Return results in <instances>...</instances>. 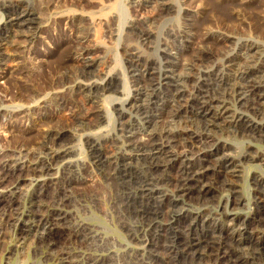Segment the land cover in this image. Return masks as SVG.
Masks as SVG:
<instances>
[{
	"label": "bare ground",
	"instance_id": "1",
	"mask_svg": "<svg viewBox=\"0 0 264 264\" xmlns=\"http://www.w3.org/2000/svg\"><path fill=\"white\" fill-rule=\"evenodd\" d=\"M39 1L43 6L41 10L38 9L40 12L35 8V5L31 4L32 1L29 3L25 0H9L8 5H5L10 24L16 27L15 31L18 29V32H15L17 35L13 34L18 36V39L24 37V39L33 40L40 37L43 20H45L43 12H46L51 4L55 3L56 6H59V3L63 5L74 2V0ZM158 1L155 4L160 2ZM239 3L242 5L241 7L238 4L239 7L243 8L245 1L240 0ZM223 5L225 4L223 3ZM231 5L233 6V3ZM214 6L211 8H215V11L217 9L216 5ZM159 8L163 13L173 9L164 3ZM228 9L229 12L230 9ZM214 11L213 13H215ZM225 13L227 12L225 11ZM203 17L205 18V16ZM223 17H227V15L221 18ZM205 26L207 27V25ZM143 28L138 30V34L140 39L149 43L152 41H149L152 36ZM74 29L76 35L73 36L75 39L72 38L73 47L70 46L71 50L81 51L84 49V53L87 52L90 49L88 48L89 44L86 47L82 46V44L85 46L86 40H89L85 37L84 33L86 32L79 27ZM194 29L192 23L188 24V27H185L181 32L171 33L176 43L161 42L163 64L143 59L141 55H127L137 95L131 109L141 116L142 123H135L134 120H122L120 130L134 154L103 155L98 152L97 146L91 143L93 163L100 168L106 181L117 184V190L120 191L121 196L119 200L123 214L121 217L124 219L122 227L132 239L147 237L148 243L150 242V248L147 249H149L153 264H185L188 261H191L192 264H264V177L255 174L250 178L254 213L252 215L230 213L231 209L246 208L245 200L241 196L239 188L237 190L236 187V182L242 176L245 163L254 160L263 161L264 158L249 150L237 151L228 142L230 138L240 136L248 138L262 134L264 124L260 120L264 117L263 50L253 41L252 43L246 41L243 44L245 52L228 51L226 48L225 51L216 48L221 50L217 51L211 48L210 43L212 42H209L208 37L203 38L199 45H195L196 47H191V39L195 35ZM13 38L16 39V37ZM10 40L13 43L12 39ZM10 40L0 33V45ZM62 45L64 44L62 43ZM70 48L66 50H70ZM174 50L176 53L172 52ZM77 54L81 56L83 52ZM86 57L81 60L84 66L78 65V67L82 69L80 73L83 76L91 78V71L88 68L92 66V63ZM181 59L183 64L179 66ZM58 60L62 62V58ZM47 64H49V60ZM66 64L69 65V63ZM72 64L75 67L74 62ZM65 65L62 67L65 70L59 72L58 76L55 74L57 79L54 82L61 86L71 83L73 78L74 71L71 70L73 66L70 69ZM142 67L144 68L143 72ZM43 69L45 70V67ZM29 74L28 76L31 75ZM10 76L8 73L2 72L0 79H3L4 83H8L7 80ZM80 76L78 75V77ZM56 84L55 87L58 85ZM89 84L91 85L90 82ZM108 84L111 85V83ZM108 86L103 85L102 88L109 89ZM86 87L88 88V86ZM113 88L115 89V87ZM28 96L26 98H31ZM37 99L39 100V98ZM1 104H3L2 98H0ZM9 116L14 117L12 114ZM139 131L146 134L145 140L137 137ZM47 139L46 145H50L51 151L47 154L41 150L43 155L47 154V161L33 167L25 165L23 159L13 158V154L8 150L0 151V183L19 185L21 178L27 173L37 177L44 176L50 168L52 169L53 163L65 159L71 153L59 148L67 141L65 135L60 132L53 133ZM56 147L58 150L53 149ZM31 158L33 157L28 158L30 162ZM63 169L61 181L55 183L53 188L40 186L41 188L34 195L32 194L33 207L28 213L17 212L20 203L19 199L15 197L16 195L0 197V209L3 210V213L2 210L0 213L3 214L8 225L13 222L12 224L20 237L26 238L32 234L38 246L47 247L56 264H108L107 261L91 254L82 256V259L77 254V250H91L92 247L89 244V240L93 237L91 228L72 220L62 212L50 210V207L66 206L71 202V195L79 192L81 187L82 182L78 178L80 172L71 166ZM50 188L54 192L48 194L47 191ZM216 190L222 193L227 192L228 197L223 202L221 200L216 202L217 195L213 196ZM181 200L201 205L210 203L217 205L219 209L216 213H211L209 208L191 212L181 205ZM129 217H133L139 222L133 224L126 222L125 219ZM141 255L144 254L135 253L132 256Z\"/></svg>",
	"mask_w": 264,
	"mask_h": 264
},
{
	"label": "rangeland",
	"instance_id": "2",
	"mask_svg": "<svg viewBox=\"0 0 264 264\" xmlns=\"http://www.w3.org/2000/svg\"><path fill=\"white\" fill-rule=\"evenodd\" d=\"M8 1L0 0V7H2L0 8V33L3 37L5 35V38L12 39L13 42L11 43L10 40L3 42L2 46L0 45V74L6 72L8 76L11 75L10 78L8 77V83H4L5 81L0 79V98H2L3 102L0 105V151L8 150L13 154V158L23 159L22 161L29 167H33L36 164L40 165L41 162L47 161V154L51 151L50 145H46L47 138L52 136L53 133L60 132L65 135L67 141L59 148L68 150L71 153L65 159L58 161L59 163H53L54 165L52 164L50 172L48 171L44 176L37 177L29 173L27 175L24 174L25 177L21 178L20 186L14 183H8L5 186L0 183V197L16 195L15 197L19 199L20 203L17 212L26 214L33 207V200L31 199L34 193L41 188L40 186L53 188L55 183L61 181L63 168L71 166L74 170L80 172L78 176L82 182L80 190L77 193H73L75 195H71V202L66 206L50 207V210L62 212L72 220L93 230V237L89 240V244L92 247L91 250H77V254L81 256V259L82 256L91 254L98 258L100 257L99 259L105 260V262L107 261L108 264H153L150 259L149 249H147L150 248V242L148 243L147 237H135L132 239L122 227V220L124 219L121 217L123 214L119 206L120 191L117 190L116 183L113 182L114 184H112V182L106 181L100 168L93 163L94 160L90 148V144L93 143L97 146L98 152L103 155L116 153V155L134 154V151L131 152L128 141L120 130L122 120H134L133 122L135 123H142L141 116L131 109V105L136 100L137 95L134 89V82H132L133 78L131 69H129L127 55L137 54L141 55L143 59L163 64L164 61L161 57L163 55L161 53L163 45L161 42L176 43L172 34L181 32L191 23L195 28L193 31L195 35L190 43L191 47H196L203 38L208 37L209 42H212L210 45L213 50L218 48L225 51L226 48L228 51L245 52L243 44L246 41L250 43L253 41L259 47L261 46L264 54V0H243L246 4L243 5V8H241L242 5L239 3L240 0H232L234 8L231 5V0H226L227 2L225 0H159L160 2L157 0L159 3L156 4L155 2L157 1L155 0H74V2L62 3L63 5L59 3V6L54 3L47 8L46 12H43L45 20H43L42 33L39 34L40 37L33 40L24 39V37L18 39V36H14L17 35L15 32H18V29L15 31L16 27H13L10 24V19H8L9 16L7 10H5V5H8ZM25 1L29 3L32 1L31 4L35 5L37 10L43 8L39 0ZM134 1L136 2L134 3ZM207 2L210 3L208 4ZM162 3L173 9L163 13L159 8ZM214 5H216L217 9L215 11V8H211L215 7ZM84 6L86 7L84 8ZM228 8L232 12H228ZM224 15H227V17L221 18ZM203 16L207 17L206 20H204ZM202 21L206 23L203 24ZM210 25L212 28H210ZM78 27L86 32L84 33L85 37L89 39L86 40L85 46L82 44L83 47L89 44L88 48L90 49L85 53L84 49L72 51L70 48V46L73 47L72 40L75 39L73 36L76 35L74 28L77 29ZM142 28L152 36L151 39L149 38V41L152 40L149 43L140 39L138 30H142ZM168 31L170 32L168 33ZM13 37H16V39ZM20 39H22V42L19 41ZM69 48L70 50H66ZM47 52L50 54H47ZM81 52H83V55L78 56L79 54L77 53ZM172 52L176 53L175 50ZM37 56L38 58H36ZM82 56H87L86 58H89L92 63V66L88 68L91 71V78L85 77L80 73L82 70L80 67L84 66L81 62L84 58ZM72 57L73 59H71ZM61 58L62 62L58 60H61ZM48 60L49 64L46 65ZM180 61L179 66L183 64V60L181 59ZM73 62L75 67L73 64L71 65ZM66 63H69V65ZM59 64L61 66H58ZM64 65L69 66L70 69L72 66L73 69L75 68L74 70L71 69L72 72L74 71L71 82L73 85L69 83L61 86L54 82L59 72L65 70L62 68ZM44 67L45 70L43 69ZM143 69L142 67V72L144 71ZM28 73L31 75L29 74L30 76H28ZM55 74L58 75L56 76ZM78 75L81 76L78 77ZM24 78L25 80H23ZM108 83H111V85ZM55 84L57 87L54 86ZM103 85L105 87L109 85L108 87L111 89H103ZM25 86L28 87L26 88ZM112 91L113 93H111ZM26 96L31 98H26ZM11 114L14 117L9 116ZM260 121L264 124V117ZM137 137L145 140L146 134L139 131ZM228 142L237 151L249 150L255 154L258 153L264 158V125L262 134L248 138H242L241 136L230 138ZM53 149L58 150V147ZM41 150L47 152V154L45 155L44 153L43 155ZM29 156L33 157L31 162L35 159L33 163L28 159L30 158ZM255 174L264 177V160H254L245 163L242 176L237 180V186H235L237 190L239 188V192H241L240 194L245 200L246 208L242 210L231 209V214L245 213L246 215H252L254 213L253 190L251 189L250 178L255 176ZM52 188L48 190L49 192L47 191L48 194L54 192ZM227 194V192L222 193L216 190L213 196L217 195L215 197L216 202H219V200L223 202L228 197ZM181 205L191 212L209 208L211 213H216L219 209L217 205L210 203L201 205L182 200ZM1 212L3 213V210ZM2 213H0V264H56L53 257L50 256L47 247L44 245L38 246L32 234L26 238L20 237L12 224L13 222L9 223V226ZM125 220L130 224L139 222L133 217ZM13 226L14 228H12ZM135 253L144 255L132 256ZM185 264L192 263L188 261Z\"/></svg>",
	"mask_w": 264,
	"mask_h": 264
}]
</instances>
